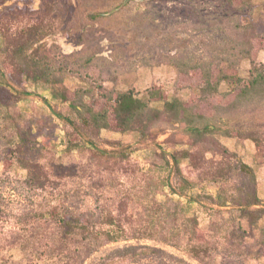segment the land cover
<instances>
[{"label": "trees", "instance_id": "16d2710c", "mask_svg": "<svg viewBox=\"0 0 264 264\" xmlns=\"http://www.w3.org/2000/svg\"><path fill=\"white\" fill-rule=\"evenodd\" d=\"M8 1L0 0V70L10 78L14 91L6 88V97L0 99L9 109L16 137L10 139L5 165L27 169V183L35 190L51 187L58 191L57 197L46 199L40 216L59 226L53 250L69 254L65 264H83L98 245L133 237L163 240L203 262L213 257L219 245L200 227L197 218L191 219L192 227L182 238L172 233L166 220L136 217L130 210L135 195L127 187L116 200L102 202L95 211L72 210L63 188L70 171L53 151L51 137L43 135L42 145H37L34 119L23 120L21 111L12 107L29 97V85H47L53 97L67 104L51 108L65 126V151L86 156L115 185L126 186L123 177H132L143 167L133 160L131 149L101 148L102 131L139 134L142 139L155 140V129L164 122L181 127L187 136V147L161 151L167 168L175 173L176 190L187 193L198 189V200L206 198L221 206H238L253 223L262 218L264 208L257 206L264 203L258 190L259 172L264 168V129L225 126V119L264 101V63L259 57L264 50V0H214L219 8L214 13H204L202 7L190 5L186 24L202 34L208 56L196 60L189 53L173 55L175 89L154 84L144 92L135 87L109 88L103 83L95 92L69 88L66 77L71 61L57 43L46 40L57 30L55 6L41 12L34 22L14 25L1 10ZM222 137L253 142L252 163L223 143ZM168 182L166 176L155 181L157 186ZM207 183L217 184L216 194L207 192ZM197 199H188L180 211ZM153 208L159 216L164 210L157 201ZM132 249H116L95 264H124Z\"/></svg>", "mask_w": 264, "mask_h": 264}, {"label": "rangeland", "instance_id": "374dc122", "mask_svg": "<svg viewBox=\"0 0 264 264\" xmlns=\"http://www.w3.org/2000/svg\"><path fill=\"white\" fill-rule=\"evenodd\" d=\"M52 5L57 30L46 40L57 43L71 61L66 85L72 90L87 88L94 92L101 83L109 88L135 87L140 92L154 84L174 90L177 72L171 57L180 52L189 53L196 60L208 56L202 34L186 24L190 5L202 7L204 13L219 10L214 0H9L1 10L14 25H25ZM259 57L264 63V50ZM88 73L94 76L87 77ZM6 88L14 91L10 78L0 70V97H6ZM28 90L29 97L12 107L21 111L23 120L34 119L37 145H42L43 135L51 137L53 151L70 171L63 188L72 210L95 211L102 202L112 203L127 187L135 195L130 210L136 217L166 220L172 233L182 238L192 227L191 219L197 218L200 227L219 245L213 257L203 262L163 240L133 237L98 245L83 264H95L114 250L127 247L134 249L124 264H264V214L253 223L238 206H221L206 198L198 200V189L187 193L175 189V173L167 168L161 151L187 147V136L181 127L163 122L155 129V140L103 130L101 148L131 149L133 160L143 167L132 177L124 176L126 186H119L86 156L65 151V126L51 108H64L67 104L53 97L47 85H29ZM225 121V126L264 129V101L250 110L227 116ZM14 131L9 109L0 99V264H65L69 254L53 250L59 226L40 216L46 199L57 197L58 191L51 187L35 190L27 183V169L17 164L5 165L10 139L16 137ZM222 142L252 163L253 142L226 137H222ZM164 176L169 177L168 184L157 186L155 181ZM217 187L215 183L206 184L208 193L216 194ZM258 190L264 200V168L259 172ZM190 198L197 201L180 211ZM154 201L164 207L160 216L154 213ZM257 207L264 208V203Z\"/></svg>", "mask_w": 264, "mask_h": 264}]
</instances>
